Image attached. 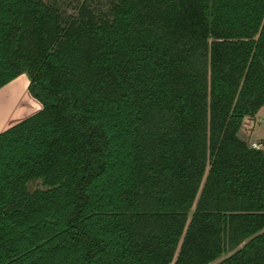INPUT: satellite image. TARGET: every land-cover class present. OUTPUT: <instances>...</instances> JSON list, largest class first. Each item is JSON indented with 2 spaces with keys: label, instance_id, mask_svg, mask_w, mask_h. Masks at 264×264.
Segmentation results:
<instances>
[{
  "label": "trees",
  "instance_id": "obj_1",
  "mask_svg": "<svg viewBox=\"0 0 264 264\" xmlns=\"http://www.w3.org/2000/svg\"><path fill=\"white\" fill-rule=\"evenodd\" d=\"M22 74L0 264H264V0H0Z\"/></svg>",
  "mask_w": 264,
  "mask_h": 264
},
{
  "label": "rangeland",
  "instance_id": "obj_2",
  "mask_svg": "<svg viewBox=\"0 0 264 264\" xmlns=\"http://www.w3.org/2000/svg\"><path fill=\"white\" fill-rule=\"evenodd\" d=\"M100 1L101 3H103L104 0ZM69 13H71V11L67 10V14ZM28 84L29 77L26 74H22L0 89V131L9 119L12 111L15 109L18 102L21 100L22 96L25 94ZM263 112L264 109H261L253 120L254 127L250 134L251 136L249 135L250 142H255L257 140L264 139V125L261 118Z\"/></svg>",
  "mask_w": 264,
  "mask_h": 264
},
{
  "label": "built area",
  "instance_id": "obj_3",
  "mask_svg": "<svg viewBox=\"0 0 264 264\" xmlns=\"http://www.w3.org/2000/svg\"><path fill=\"white\" fill-rule=\"evenodd\" d=\"M261 118H262V122H263V125H264V112H263V115L261 116ZM250 136H249V138H250ZM249 138H248V146H249V148H251L252 150H255L257 152L262 153V155L264 156V139H260V140H257L255 142H250Z\"/></svg>",
  "mask_w": 264,
  "mask_h": 264
}]
</instances>
